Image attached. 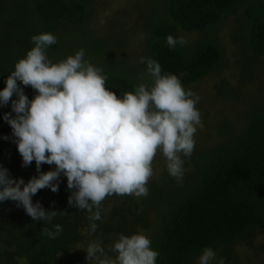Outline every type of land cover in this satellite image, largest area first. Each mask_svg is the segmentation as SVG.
<instances>
[{
  "label": "trees",
  "instance_id": "trees-1",
  "mask_svg": "<svg viewBox=\"0 0 264 264\" xmlns=\"http://www.w3.org/2000/svg\"><path fill=\"white\" fill-rule=\"evenodd\" d=\"M247 1L166 0V12L161 18L155 15L149 24L146 61L157 60L162 71L177 75L185 88L198 83L216 70L222 60V51L211 35L212 30ZM86 17L83 0H0V63L10 58L7 54L11 47L10 54L17 61L24 58L34 47L31 38L38 34L39 28L40 34L57 36L58 43L48 48L57 52L60 37L47 27L62 21L80 27ZM245 18V44L255 57H264V11L256 1L247 7ZM34 20L41 27L35 29ZM26 26H32L33 30ZM179 31H205L207 37L197 41L189 51L181 45L174 49L168 47L166 37H177ZM102 70L108 76L107 87L117 95L133 91L137 86L133 84H139L119 70ZM0 77V90H3L7 80L4 71ZM24 92L30 100L37 94L31 87H25ZM16 98L14 95L13 99ZM5 113L10 112L1 108L0 132L6 126L12 133L10 125L2 120ZM227 132V126L222 125L220 133ZM15 139L13 135L0 138V165L9 170L11 178L22 177L27 183L39 172L34 161L30 166H23ZM185 167L193 171H188L182 183L166 179L159 185L149 184V194L139 197L138 201L129 195L108 197L103 202L100 221L89 220L88 212L69 205L73 190L68 189L63 175L57 181L58 192L45 188L32 198L33 203L39 202L46 211L65 212L50 224L33 221L15 201L0 202V264H23V259L24 264H91L87 256L77 254V245L87 246L94 240L102 241L105 251L114 258L116 253L110 251L112 244L121 234L136 233L137 227L150 228L151 247L159 253L157 264H194L204 248L229 251L251 233L264 228V113L250 112L243 130L225 144L194 150ZM54 168L43 164L41 171ZM92 223L97 225L95 232ZM55 224L63 228L57 238L42 234L43 227L53 229Z\"/></svg>",
  "mask_w": 264,
  "mask_h": 264
},
{
  "label": "clouds",
  "instance_id": "clouds-1",
  "mask_svg": "<svg viewBox=\"0 0 264 264\" xmlns=\"http://www.w3.org/2000/svg\"><path fill=\"white\" fill-rule=\"evenodd\" d=\"M31 39L34 47L16 62L0 90V106L11 103L12 112L3 119L16 138L23 166L34 161L39 175L25 183L22 177L11 178L0 165V202L15 201L33 221L50 224L65 212L46 211L32 198L45 188L58 192L57 181L63 175L73 190L69 205L88 212L89 220L100 221L108 197L149 194L157 155L165 158L176 182H183V157H191L195 135L203 125L196 107L200 97L186 89L177 75L164 73L157 60L148 58L144 75L152 83L142 82L120 96L107 87L103 70L84 59V49L53 62L47 49L58 43L57 36L41 33ZM187 43L183 36L166 37L172 49ZM140 62L145 63V58ZM25 87L37 93L33 99L25 94ZM43 164L55 168L43 172ZM96 227L92 223L93 232ZM62 231L60 224L41 229L51 239ZM151 245L144 233L121 234L110 248L114 258L102 241L94 240L85 250L86 259L91 264H157L159 253ZM215 259L216 252L206 247L196 264H212Z\"/></svg>",
  "mask_w": 264,
  "mask_h": 264
},
{
  "label": "rangeland",
  "instance_id": "rangeland-1",
  "mask_svg": "<svg viewBox=\"0 0 264 264\" xmlns=\"http://www.w3.org/2000/svg\"><path fill=\"white\" fill-rule=\"evenodd\" d=\"M165 1L83 0L87 17L82 26L73 27L62 21L55 26L47 27L55 31L61 40L58 51L52 52L47 49V54L53 62H58L84 49V59L94 66L110 72L119 70L139 84L142 82L151 84L150 76L144 75L147 67L149 24L155 15L161 18L160 15L166 12ZM253 1H256L264 11V0H248L244 6L228 14L211 32L222 51L220 65L203 80L186 86L200 97L196 107L201 113L203 126L195 135V150L225 144L228 139L243 130L250 112L264 113V57H255L245 44L247 37L245 11ZM26 27L33 30L32 26ZM34 27L38 29L41 24L35 21ZM39 29L38 34H40ZM205 33V31L201 33L179 31L177 37H185L188 43L182 47L189 51L194 48L197 41L207 37ZM104 42H106L105 49H103ZM12 49L11 47L10 50ZM11 51L7 54L10 58L0 63V74L4 71L5 78L14 71V66L18 62L16 57L10 54ZM142 57L145 58V63L140 62ZM1 108L12 112L11 106H0ZM224 124L229 132L221 134L220 129ZM10 133V129L5 126L0 132V138L12 137ZM186 158L188 159L183 157L185 170ZM154 170L156 174L149 184L159 185L166 179L178 184L169 174L166 160L162 155H157L155 158ZM189 170L193 171L191 168L186 170L184 176L189 175ZM181 185L184 191V184ZM175 188L179 190L177 185ZM132 198L138 201L137 197L132 196ZM150 227H153L151 222ZM136 230V233H144L148 236L150 228L146 230L137 227ZM87 246L78 244L77 254L86 257ZM215 252L216 259L212 264H220L221 260L223 264H264V228L251 233L229 251L221 248ZM24 261L25 259L22 260L23 264Z\"/></svg>",
  "mask_w": 264,
  "mask_h": 264
}]
</instances>
